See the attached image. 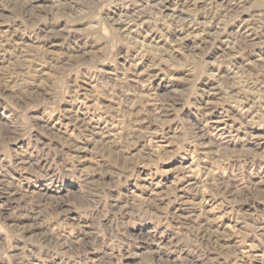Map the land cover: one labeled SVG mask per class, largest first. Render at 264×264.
Masks as SVG:
<instances>
[{
	"label": "rangeland",
	"instance_id": "rangeland-1",
	"mask_svg": "<svg viewBox=\"0 0 264 264\" xmlns=\"http://www.w3.org/2000/svg\"><path fill=\"white\" fill-rule=\"evenodd\" d=\"M0 264H264V0H0Z\"/></svg>",
	"mask_w": 264,
	"mask_h": 264
}]
</instances>
